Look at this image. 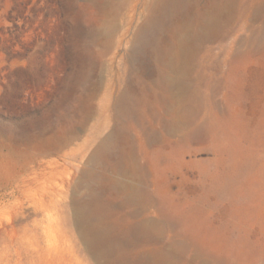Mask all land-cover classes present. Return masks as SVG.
<instances>
[{"label": "rangeland", "instance_id": "1", "mask_svg": "<svg viewBox=\"0 0 264 264\" xmlns=\"http://www.w3.org/2000/svg\"><path fill=\"white\" fill-rule=\"evenodd\" d=\"M112 3L0 0V264H98L79 238L71 198L87 156L115 120L110 104L125 70L124 39L140 8H118L116 34L105 43L95 34ZM234 27L210 44L218 53L177 135L164 132L170 116L156 109L151 122L163 142L148 151L159 159L158 179L171 202L192 207L206 251L227 264H264V20ZM239 50L252 54L235 73L228 69ZM51 125L76 153L62 160L69 176L56 177L54 196L48 183L19 181L20 149L30 150ZM180 221L171 230L163 223L165 241L187 232Z\"/></svg>", "mask_w": 264, "mask_h": 264}, {"label": "bare ground", "instance_id": "2", "mask_svg": "<svg viewBox=\"0 0 264 264\" xmlns=\"http://www.w3.org/2000/svg\"><path fill=\"white\" fill-rule=\"evenodd\" d=\"M126 2L140 8L131 36L124 39L129 43L121 57L126 71L117 75L110 104L115 120L90 151L72 187L79 238L98 264H227L204 248L198 228L192 227V207L173 204L160 185L159 159L150 158L148 148L163 142V136L151 119L160 108L170 116L164 132L175 136L182 130L183 111L193 103L201 75L218 53H212L210 44L226 38L237 22L244 27L248 20H264V0H113L95 34L105 43L116 32L117 9ZM235 38L222 50L226 57ZM251 54L235 52L236 62L228 70L236 73ZM53 127L30 150L19 152V181L48 183L49 196L57 191L56 177L63 182L69 176L64 159L76 154L65 150L70 137ZM179 220L187 232L165 241L163 223L171 230Z\"/></svg>", "mask_w": 264, "mask_h": 264}]
</instances>
